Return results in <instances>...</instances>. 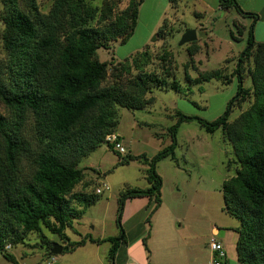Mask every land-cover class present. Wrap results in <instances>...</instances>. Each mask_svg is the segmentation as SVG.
Returning a JSON list of instances; mask_svg holds the SVG:
<instances>
[{
  "label": "trees",
  "instance_id": "obj_1",
  "mask_svg": "<svg viewBox=\"0 0 264 264\" xmlns=\"http://www.w3.org/2000/svg\"><path fill=\"white\" fill-rule=\"evenodd\" d=\"M2 23L0 51V102L9 116L0 113V255L19 264L10 250L25 243L35 233L46 255L52 242L43 230L58 235L62 253L71 252L86 241L109 242L107 264H114L121 244L127 242L121 218L128 198H149L146 222L162 202V178L157 162L175 160L177 132L184 121L196 120L213 133L221 129L230 142L234 174L221 186L226 212L238 220L235 249L241 264H264V42L253 39L247 31L246 46L234 69L226 73L217 68L198 72L190 83L212 79L228 84L237 80L236 92L224 112L207 121L177 111V119L167 129L169 144L152 157H144L147 186L128 187L120 192L116 235L83 236L71 240L66 228L83 214L100 193L86 191L91 186L84 167L79 166L98 147L104 137L116 132L118 108H143L153 101L147 96L153 87L181 91L178 79H170L168 62L171 52L158 57L162 74L146 67L152 63L150 44L124 61L100 60L98 49L111 42L125 43L138 21L143 0H127L117 10L119 0H52L47 12L37 0H0ZM176 7L178 0H168ZM219 6L231 8L244 17L256 20L257 14L244 11L236 0H219ZM165 22V20H164ZM159 27L155 35L162 36ZM244 27L237 25L242 35ZM232 37L234 35L232 34ZM187 46L189 62L198 52L197 38ZM249 78L251 85L245 86ZM228 121L234 105L242 108ZM110 150L117 152L111 145ZM118 153V152H117ZM119 154V153H118ZM142 155H129L119 163ZM93 185V184H92ZM149 231L142 241L145 249ZM55 261V260H54Z\"/></svg>",
  "mask_w": 264,
  "mask_h": 264
},
{
  "label": "rangeland",
  "instance_id": "obj_2",
  "mask_svg": "<svg viewBox=\"0 0 264 264\" xmlns=\"http://www.w3.org/2000/svg\"><path fill=\"white\" fill-rule=\"evenodd\" d=\"M37 1L39 9L43 12L48 11L52 2ZM100 1L91 0L92 4H99ZM179 2L180 0L176 5ZM187 2L181 0L178 12L180 19L176 23L168 0H145L137 25L126 42L121 43L118 39L111 42L109 48L98 49L100 60L109 61L113 58L114 61H124L142 50L146 44H150L149 50L153 57L152 63L146 68L159 74H162L163 70L158 57L163 51H170L171 62H168L172 75L170 79L173 77L178 79L181 91L153 87L147 94L153 97V101L145 107L118 108L116 132L121 135L126 153L120 155L103 144L80 162L79 166L86 168L85 171L90 177L91 186L87 187L86 191L93 192L95 187L102 186V183L108 188L97 195V200L87 206L82 215L72 218L71 227L66 228L71 240L86 233L93 236L117 233L116 217L120 192L128 187L147 186L144 172L147 164L144 157H152L169 144L167 129L176 121L175 113L180 111L185 115L211 121L224 112L227 102L236 92L235 77L228 84L216 79L198 84L187 80L186 75L195 78L200 71L220 68L226 73L231 72L236 66L240 52L246 46L245 38L243 41L233 39L223 25L224 19L221 18L206 23L207 27L210 28L211 25L214 31L209 30L208 35H205L202 25H199L201 19L196 17L193 7ZM126 4L127 0H119L117 10ZM195 9L202 11L200 6ZM166 11L164 22L163 16ZM163 22L165 25L161 30L162 36L155 35L157 27ZM186 29H195L197 41H200L199 50L194 55V65L189 62L187 46L190 43L179 44ZM1 31L0 21V51ZM234 34L238 36L237 32ZM244 85H251V80L247 78ZM247 105L248 102L243 103L242 108L234 105L228 121H233ZM0 113L9 116L8 109L2 102ZM128 154L142 157L119 163V160ZM233 158L232 146L221 129L209 133L196 120H191L182 122L178 128L175 160L166 157L157 162L156 170L162 178L161 192L163 191L165 203L170 205L175 217L172 220V228L192 237L204 249L206 245L203 241L208 240L212 228L216 227L219 230V237L225 235L226 241H232L234 235L232 230L238 225V220L229 215L224 208L221 190L222 182L234 174V164L228 166V161ZM149 224L146 226L148 230ZM123 227L125 228V225ZM43 232L52 243H60L58 235L46 230ZM105 245L109 246L110 243L106 242ZM11 253L15 254L20 264H46L50 257L58 260L63 255V253L46 255L45 248L40 245L35 233L29 234L25 243L12 247ZM23 253L24 256H21ZM64 257H67V254L64 253ZM0 264L12 263L0 258Z\"/></svg>",
  "mask_w": 264,
  "mask_h": 264
},
{
  "label": "crops",
  "instance_id": "obj_3",
  "mask_svg": "<svg viewBox=\"0 0 264 264\" xmlns=\"http://www.w3.org/2000/svg\"><path fill=\"white\" fill-rule=\"evenodd\" d=\"M144 1L145 0H143L139 6L138 18ZM187 1L189 2L188 5L191 4L190 6L193 7V12L196 17L201 19L199 25H202L201 27H203L202 29H204L205 35H208L209 30L214 31L212 26L210 25V28H208V24L206 25V23H212L221 18L224 19L225 22L223 25L226 30L229 31V34L231 36L232 34L234 35L233 39L243 41L245 38L244 42L246 44L247 31L251 27L253 39L256 42H264V0H236L242 10L257 14V18L254 21L253 18L244 17L234 9L220 7L219 0H185V2ZM180 4L181 0L174 8L169 3V8L171 7L173 10V16L176 23L180 19L178 16ZM197 6H200L202 11H197L195 9ZM167 11L164 12L163 21L166 20L164 17L166 16ZM237 25L245 28L242 35L237 33L238 36H236L234 34V32H237ZM154 27L155 25L153 28ZM159 27L160 26L157 27V30ZM197 44L200 46V41H197ZM161 198V205L150 218L149 230L146 229L147 223L145 221L148 213L147 207L150 202L149 198L146 196H139L128 198L126 200L122 214V226L125 225V228H123L126 233L127 242L120 245L114 258V264H213L212 252L207 244L208 240L206 239V242L203 241L206 245V248L204 249V247H200L192 237L175 231L172 228V220L173 218L175 219L174 213L170 210V205L165 203L166 200L164 199L163 191L161 192ZM147 231H149V236L146 242L149 251L145 249L142 241ZM212 233H217L218 237L220 235V232L216 227L212 228L208 236L210 237ZM116 234L117 233L93 236L86 233L74 240H79L87 235L94 238H102ZM218 239L223 243L226 249L227 257L224 264H241L237 260L235 249L237 233L234 231L232 241H226L225 235H222ZM105 243L106 242L93 243L86 241L83 245L78 246L73 251L66 252L65 254H67V257H64L63 253L58 260L54 261V264H107L106 257L110 245H105ZM13 256L17 260L15 254H13ZM21 256H24V253ZM0 258L3 257L0 255Z\"/></svg>",
  "mask_w": 264,
  "mask_h": 264
},
{
  "label": "built area",
  "instance_id": "obj_4",
  "mask_svg": "<svg viewBox=\"0 0 264 264\" xmlns=\"http://www.w3.org/2000/svg\"><path fill=\"white\" fill-rule=\"evenodd\" d=\"M105 145H111L113 149H115L120 155L126 153V149L122 144V140L120 135L117 132H110L104 137ZM107 185L102 183V186L97 187L95 189L96 193H101L103 189H107ZM208 247L212 252L213 264H224L226 261V250L223 243L217 238V233H212L208 239ZM5 249L10 250L11 246L7 244ZM54 257H50L49 260L46 261V264H53Z\"/></svg>",
  "mask_w": 264,
  "mask_h": 264
},
{
  "label": "water",
  "instance_id": "obj_5",
  "mask_svg": "<svg viewBox=\"0 0 264 264\" xmlns=\"http://www.w3.org/2000/svg\"><path fill=\"white\" fill-rule=\"evenodd\" d=\"M196 38H197V36H196V30L195 29H186L181 36L179 44L182 45V44L191 42V41L195 40ZM49 253L54 254V255L61 254L62 253V244L61 243H52V246L49 250Z\"/></svg>",
  "mask_w": 264,
  "mask_h": 264
}]
</instances>
